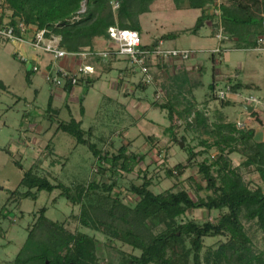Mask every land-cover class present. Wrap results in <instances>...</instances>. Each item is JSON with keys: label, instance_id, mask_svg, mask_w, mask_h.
<instances>
[{"label": "trees", "instance_id": "trees-1", "mask_svg": "<svg viewBox=\"0 0 264 264\" xmlns=\"http://www.w3.org/2000/svg\"><path fill=\"white\" fill-rule=\"evenodd\" d=\"M115 1L119 2L117 9H114ZM157 1L0 0V24L9 19L12 26L23 22L40 30L46 29L51 35L60 38V47L68 52H81L85 49L95 51L98 40L109 41L110 27L117 26L141 34V17L151 13ZM172 2L178 11L201 10L198 25L206 20L213 22V37L222 31L228 42L235 43L236 49H254L258 45L259 36L264 35V15L258 18L254 16V8L259 7L264 11V0H240L231 5H219L216 0ZM83 6L85 12L80 13ZM198 25L192 29V33H198ZM168 38L166 36L161 40ZM215 56L212 54L214 62L217 59ZM117 61L120 60L115 57H110L106 63L101 57L92 60L97 64H105V72H111ZM185 63L177 61L169 65H158L162 71L173 67L175 75L168 85L159 86L156 79V84L150 85L140 77L136 86L142 91L153 86L155 93L161 87V91L165 92V102L161 105L167 110L171 124L168 129L172 138L176 137V123L182 121L186 124V131L204 133L213 138L212 144L209 141L200 142L203 152L194 153L192 148H185L190 154L187 164H178L167 171L169 178L180 179L191 167L188 163L191 158L194 160L216 149L213 161L208 162L206 159L192 165L198 168L201 181L198 183L193 177L188 179L195 184L196 191L207 193L206 198L194 199L186 189L175 191L177 185L162 193H155L152 190L154 178L148 177L147 171L144 173L139 170L144 174L142 184L128 182V176L144 161L145 155L131 151L130 143H124L117 151L111 152L114 146L112 141H100L107 144L106 148L100 150L90 141L93 128L83 130L82 121L75 119L62 121L58 130L75 138L78 144L93 149L96 163L91 178L67 187L62 182L54 183L47 176L41 175L39 165L34 164L24 174L20 184L27 191L13 192L8 202H19L30 197L36 198L41 192L52 194L60 190L61 197L80 207L76 219L84 230H69L65 224L49 219L46 216L47 208H43L27 227L26 242L10 264H113L103 262L106 247L118 255L119 264H264V252L254 249L243 223V219L256 222L264 234V141L257 137L255 129V125L264 127V119L255 109L249 115L252 123H245L243 129L238 128L237 123L227 122L222 115L220 122L211 123L206 111L209 100H212L211 95L217 91L216 84L210 85L205 111L197 110L195 87L201 84L197 82L188 85L186 69L179 72L177 67ZM30 65L31 69L27 73L29 83L32 76L40 73L32 69L34 65L40 67L37 61L31 60ZM64 81L63 87L56 88L65 91L67 96H71L76 87L92 86L94 82L91 77L80 79L77 85H72L69 78ZM48 83L52 89H56L52 82ZM0 86L6 89L2 81ZM229 87L235 95L243 89L241 83ZM182 95L190 96L191 100ZM52 99L49 110H52ZM220 101L222 108L232 103L229 99ZM153 105L159 104L155 102ZM81 114L84 115V108ZM183 141L186 142L185 137ZM232 154L243 158L238 166L233 165ZM18 166H21L20 163ZM242 169L257 172L262 185L250 187L244 181ZM194 210L218 212L219 215L213 222L183 220L188 212ZM85 230L104 236L109 244H101L95 235ZM207 239H214L216 243L208 245ZM117 244L129 247L133 252H139V255L124 252Z\"/></svg>", "mask_w": 264, "mask_h": 264}, {"label": "rangeland", "instance_id": "rangeland-1", "mask_svg": "<svg viewBox=\"0 0 264 264\" xmlns=\"http://www.w3.org/2000/svg\"><path fill=\"white\" fill-rule=\"evenodd\" d=\"M237 1L240 0H216V3L231 5ZM258 8H254V16L257 18L264 15V11ZM201 15V10L178 11L172 0H158L153 4L151 13L141 17L142 39L145 44H151L155 39L168 36L169 38L165 40L168 47L198 52V55H194L191 60L177 67L179 72L186 69L189 76L188 85L192 86V83L197 82L201 84L195 87L197 110L205 111L210 85L216 84L217 91L211 95L212 100H209L206 111L211 123L220 122L221 115L229 123H252L249 114L240 108L244 98L250 96L260 101L257 106L254 104L250 106L255 107L264 119V52L236 49L233 42L220 43L216 37H213V22L206 20L205 23L198 25ZM197 25L198 33L194 34L192 29ZM262 37L264 38V35ZM217 48H221L222 58L219 60V57L215 56L217 59L214 62L211 51ZM16 49V45L12 43L0 42V81L6 86V89L0 86V214L2 217L0 219V230H2L0 232V264H10L16 258L26 242L27 227L43 208H47L46 216L49 219L65 224L69 230L73 232L84 230L76 219L80 207L74 205L69 199L61 197L60 190L52 194L41 192L36 198L30 197L19 202L14 200L8 202L13 192L27 191L20 187V184L24 174L34 164L39 165L41 175L47 176L54 183L62 182L67 187H73L74 184L91 178L92 169L96 163L93 149L88 145L78 144L75 138L58 130L59 123L62 121L69 122L75 119L82 121L83 130L88 131L93 128L94 133L90 141L100 150L107 147L105 142L100 141H112L114 146L110 149L111 152L117 151L126 141H129L131 151L138 155H145L144 161L132 175L128 176V182L142 184L144 174L139 170L144 173L147 171V176L154 178L152 190L155 193H162L177 185L175 191L186 189L194 199L206 198L207 193L196 191L195 184L188 179L193 177L198 183L201 181L198 168L192 165L202 163L206 159L208 162L213 161V156L217 154L216 149L194 160L191 158L188 162L191 167L180 179L169 178L167 171L178 164H187L190 154L184 150L185 148H192L194 153L203 152L204 148L200 142L209 141L212 144L213 138L204 133L186 131L184 121L176 123V137L172 138L168 129L171 124L167 110H164L161 105L165 102L163 98L165 92L161 91V87L157 88L156 93L153 86L146 91L136 87L138 90L135 93L136 98L147 99V102L138 108L137 100L128 102L127 109L120 104L128 100L125 93L132 91L133 86H126L128 89L122 87L119 94L110 88L108 83L96 82L92 86H79L71 96H67L59 88H51L45 79L44 70L32 76L29 83L27 73L31 65H26L20 60L16 55ZM30 50L26 47L25 55L31 58L30 53L33 51ZM119 65L128 72L129 68H132L128 61H122ZM160 67L154 65L152 68L157 85L170 84L175 75L173 67L164 71ZM113 76L117 77L118 72L114 71ZM128 76L132 78V75ZM133 78L138 81L140 76L136 74ZM236 83H241L243 89L237 95L231 94L227 98L232 102L231 106L222 108L217 92L225 91L227 87ZM136 85L137 83H134V86ZM159 91L160 94H158ZM105 95L112 98L119 96L117 99L120 103L108 101ZM182 97L191 100L188 95H182ZM51 99L52 110H49ZM155 102L159 105H153ZM255 129L257 137L264 141V127L255 125ZM183 137L186 142L183 147H180L178 142ZM231 160L234 166H238L243 158L238 154H232ZM18 163L21 166H18ZM242 174L245 183L250 187L262 185L257 172L242 169ZM97 178L100 179V177ZM33 192L36 193L35 190ZM124 192L126 196H129L128 192ZM4 206L6 208L3 211ZM218 215V212L194 210L188 212L183 220L213 222ZM243 223L254 249L257 252H264V234L259 230L256 222L243 219ZM85 232L95 235L101 244H109L104 236L89 230ZM206 243L212 245L216 243V240L207 239ZM117 245L124 252H133L129 247ZM133 253L139 255L137 251ZM103 257L104 263L119 264L118 255L107 247L104 249Z\"/></svg>", "mask_w": 264, "mask_h": 264}, {"label": "built area", "instance_id": "built-area-1", "mask_svg": "<svg viewBox=\"0 0 264 264\" xmlns=\"http://www.w3.org/2000/svg\"><path fill=\"white\" fill-rule=\"evenodd\" d=\"M113 5L114 9H117L119 2L115 1ZM84 12L85 7L83 6L80 13ZM108 33L110 38L107 43L108 45L102 50L92 51L85 49L81 52H68L60 47V38L51 35L46 29L40 30L34 26H28L23 22H20L17 26H12L9 19L0 24V41L16 45H26L34 53L47 56L50 59L51 64L45 67L34 65L32 69L38 72L44 70L46 81L52 82L54 88L63 87L66 78L71 80L72 85H77L80 79L95 76L97 74L96 66L91 62L96 57H101L104 63L110 57H115L120 61H128L132 67L131 69L129 68L130 74H138L143 82L155 85V77L152 73L154 65H169L177 61L183 63L191 60L194 55H198L197 51L170 48L161 39H155L151 43L153 45L150 47V44L144 43L141 34L134 30H124L114 26L109 28ZM215 37L220 43L228 40L222 31ZM253 51L264 52L263 37L259 38L258 45ZM211 54L219 56V59H221L222 50L221 48L214 49L211 51ZM20 60L26 65L31 64V59L23 55L20 56ZM66 60L71 63L68 67L61 65V62ZM77 60L79 64L73 66L72 63ZM160 93L159 91L158 94ZM231 94L230 87H227L225 91L222 90L217 93L221 100L229 98ZM241 104L249 106L254 104L257 106L260 104V101L250 96L245 97ZM237 125L240 129L246 127L245 122H238Z\"/></svg>", "mask_w": 264, "mask_h": 264}, {"label": "crops", "instance_id": "crops-1", "mask_svg": "<svg viewBox=\"0 0 264 264\" xmlns=\"http://www.w3.org/2000/svg\"><path fill=\"white\" fill-rule=\"evenodd\" d=\"M107 43L108 42H106L104 40H98L96 42V49L97 50H102V49L106 48L107 45H108ZM13 45H16V44H13ZM16 47H17L16 55L19 56V58H20L21 55H23V56H25V57H27V58H29L31 60L37 61L42 67H45V66L51 64V61H50V59L47 56H42V55H39L37 53L32 52L30 50V48L28 46H26V45H16ZM26 47H28L29 50L32 52V53H30V55L32 56L31 58L28 57L27 55H25L26 54ZM120 62H122V61H117L116 63L113 64V70L111 72H105V70L103 68V66L105 64H97L96 62L95 63L92 62L96 66V70H97V74L95 76L91 77V79L94 80L93 84L96 83V82L97 83L106 82V83H108L110 88L114 89L115 92L119 93V94H121L122 87L126 88V86H128V87L129 86H131V87L133 86L132 91H130L129 93H125V97H128V100L126 102H124V104L119 102V100L117 99L119 97L118 95H117L118 96L117 98L116 97L112 98L110 96L108 97L107 95H105V96L108 97V101L118 102V104L120 103L121 105L126 107V109H127V106H128V102H130L131 100H137V103H136L137 104L136 105L137 108L138 107H142L143 104H145V102H147V99L136 98V94L135 93L138 90H136L137 86H134V83L139 82V80L135 81L134 78H133L134 76H132V78L129 77L128 75L130 73L128 71H126V70H123V68H121V65H119ZM70 64L71 63H69V61H67V60L61 62V65H63L64 67H68V66H70ZM72 64H73V66H76V65L79 64V61L77 60L76 62H73ZM114 71L118 72V76L117 77L113 76ZM128 84H130V85H128ZM128 87L126 89H128ZM76 89H77V87L73 90L72 94L74 93V91ZM60 90H61V92L63 94H66L65 91H63L62 89H60ZM240 107H241V105H240ZM131 115L132 114L130 113V116ZM125 143L128 144L130 142L126 141Z\"/></svg>", "mask_w": 264, "mask_h": 264}, {"label": "water", "instance_id": "water-1", "mask_svg": "<svg viewBox=\"0 0 264 264\" xmlns=\"http://www.w3.org/2000/svg\"><path fill=\"white\" fill-rule=\"evenodd\" d=\"M240 108H242L248 114H252L254 112V110H255L254 107L249 106V105H245V104H241V107ZM195 122H196V120H195ZM178 143H179L180 147H183V145H184L183 139L179 140ZM75 196H76V193H75ZM130 264H132V263H130Z\"/></svg>", "mask_w": 264, "mask_h": 264}]
</instances>
